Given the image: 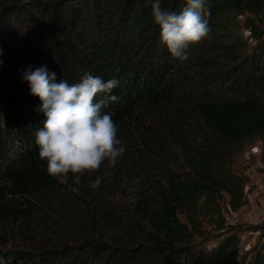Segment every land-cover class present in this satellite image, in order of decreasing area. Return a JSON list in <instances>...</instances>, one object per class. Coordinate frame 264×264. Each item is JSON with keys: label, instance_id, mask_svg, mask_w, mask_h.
<instances>
[{"label": "trees", "instance_id": "16d2710c", "mask_svg": "<svg viewBox=\"0 0 264 264\" xmlns=\"http://www.w3.org/2000/svg\"><path fill=\"white\" fill-rule=\"evenodd\" d=\"M153 2L0 0V264H264L261 238L237 259L239 231L223 228L218 206L221 193L230 208L243 204L231 159L245 141L259 140L264 161V38L249 21L255 42L246 48L220 18L264 15V0H206L217 61L194 58L198 44L187 60L174 58ZM185 6L161 0L171 12ZM29 67L57 82L85 73L119 82L121 101L106 110L125 147L115 165L78 184L48 174L29 147L46 119L23 79ZM212 216L220 232L204 235Z\"/></svg>", "mask_w": 264, "mask_h": 264}, {"label": "clouds", "instance_id": "9594fccd", "mask_svg": "<svg viewBox=\"0 0 264 264\" xmlns=\"http://www.w3.org/2000/svg\"><path fill=\"white\" fill-rule=\"evenodd\" d=\"M151 15L160 27L161 42L180 61L188 59L189 45L199 44L211 31L206 0H186V6L179 13L163 9L161 0H154ZM23 79L28 82L31 95L40 98L39 111L46 117L43 127L34 129V140L29 142V147L38 150L39 159L46 162L50 176L66 177L71 173L78 184L80 176L98 171L105 161L109 166L115 165L125 152L117 139L113 114L106 111L121 101L112 94L119 84L116 79L105 82L85 73L76 83L57 82L56 74L44 67L34 71L29 67ZM12 130L17 133L13 148L19 153L20 131ZM100 183L101 178L97 177L90 186L96 188Z\"/></svg>", "mask_w": 264, "mask_h": 264}, {"label": "rangeland", "instance_id": "374dc122", "mask_svg": "<svg viewBox=\"0 0 264 264\" xmlns=\"http://www.w3.org/2000/svg\"><path fill=\"white\" fill-rule=\"evenodd\" d=\"M220 20L226 23V27H231V29L245 41L246 48L253 45L255 42L247 26L249 21H252L253 24L256 25L264 38V15L261 13L254 15L244 10H233L223 15ZM217 47L220 46L206 38L198 44L194 58L198 57V59H209L213 61L221 60L222 57L218 56L219 54H215L213 51L216 50ZM231 167L236 174L242 177L244 182L243 204L240 208L234 210L228 205V196L225 193H221L218 206L224 220L223 228L237 229V231H239L237 256L239 260L256 239L261 238L264 241V235L259 234L260 229L256 228V226L264 225V219L256 220V217H253L255 213V203L261 196L264 197V161L263 150L259 140L253 139L245 141L239 152L232 157ZM180 218H182L181 215ZM213 219L214 216L202 219L201 223L204 235L220 232L212 222Z\"/></svg>", "mask_w": 264, "mask_h": 264}, {"label": "built area", "instance_id": "2783aa9c", "mask_svg": "<svg viewBox=\"0 0 264 264\" xmlns=\"http://www.w3.org/2000/svg\"><path fill=\"white\" fill-rule=\"evenodd\" d=\"M254 208H255L254 209L255 213H254L253 217H256V220L264 219V197L263 196H261V198H259L257 200ZM258 224H260V223H258Z\"/></svg>", "mask_w": 264, "mask_h": 264}, {"label": "crops", "instance_id": "0c3cea01", "mask_svg": "<svg viewBox=\"0 0 264 264\" xmlns=\"http://www.w3.org/2000/svg\"><path fill=\"white\" fill-rule=\"evenodd\" d=\"M247 191V190H246ZM248 195H249V193H248Z\"/></svg>", "mask_w": 264, "mask_h": 264}]
</instances>
